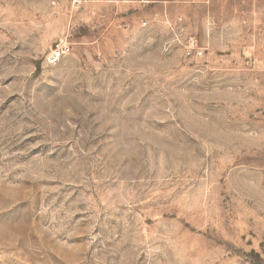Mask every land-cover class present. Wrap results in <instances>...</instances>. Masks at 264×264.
<instances>
[{
    "label": "rangeland",
    "instance_id": "1",
    "mask_svg": "<svg viewBox=\"0 0 264 264\" xmlns=\"http://www.w3.org/2000/svg\"><path fill=\"white\" fill-rule=\"evenodd\" d=\"M0 264H264V0H0Z\"/></svg>",
    "mask_w": 264,
    "mask_h": 264
},
{
    "label": "built area",
    "instance_id": "2",
    "mask_svg": "<svg viewBox=\"0 0 264 264\" xmlns=\"http://www.w3.org/2000/svg\"><path fill=\"white\" fill-rule=\"evenodd\" d=\"M194 43V42H193ZM194 50V51H193ZM188 54H192V52H195L198 55H202V50L198 47H195L192 49L188 48L187 50ZM64 56V48L59 46L56 49H54L49 57L51 63L58 62L62 57Z\"/></svg>",
    "mask_w": 264,
    "mask_h": 264
}]
</instances>
